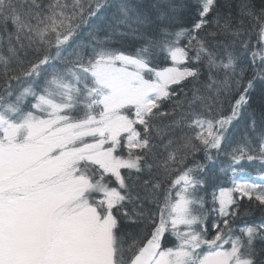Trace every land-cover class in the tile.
<instances>
[{"label":"snow or ice","instance_id":"1","mask_svg":"<svg viewBox=\"0 0 264 264\" xmlns=\"http://www.w3.org/2000/svg\"><path fill=\"white\" fill-rule=\"evenodd\" d=\"M0 264H264V0H0Z\"/></svg>","mask_w":264,"mask_h":264},{"label":"trees","instance_id":"2","mask_svg":"<svg viewBox=\"0 0 264 264\" xmlns=\"http://www.w3.org/2000/svg\"><path fill=\"white\" fill-rule=\"evenodd\" d=\"M253 175H256V173L255 172H253ZM257 182H259V181H257ZM224 186H230V185H224ZM210 199V198H209ZM252 211L254 212V214L258 217L259 216V211L258 210H256L254 207H253V209H252Z\"/></svg>","mask_w":264,"mask_h":264},{"label":"rangeland","instance_id":"3","mask_svg":"<svg viewBox=\"0 0 264 264\" xmlns=\"http://www.w3.org/2000/svg\"><path fill=\"white\" fill-rule=\"evenodd\" d=\"M257 167H258V165H257Z\"/></svg>","mask_w":264,"mask_h":264}]
</instances>
